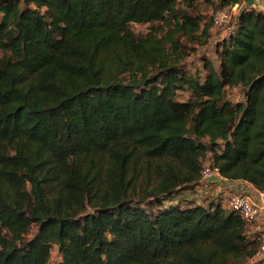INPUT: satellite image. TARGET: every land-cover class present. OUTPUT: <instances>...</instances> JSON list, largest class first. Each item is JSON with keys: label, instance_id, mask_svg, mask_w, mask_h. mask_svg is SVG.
Returning <instances> with one entry per match:
<instances>
[{"label": "trees", "instance_id": "1", "mask_svg": "<svg viewBox=\"0 0 264 264\" xmlns=\"http://www.w3.org/2000/svg\"><path fill=\"white\" fill-rule=\"evenodd\" d=\"M197 3L0 0V264L259 263L222 197L173 198L209 154L264 192V12L240 10L201 80L174 55L178 35L199 39L179 8ZM158 21L165 39L130 29Z\"/></svg>", "mask_w": 264, "mask_h": 264}, {"label": "rangeland", "instance_id": "2", "mask_svg": "<svg viewBox=\"0 0 264 264\" xmlns=\"http://www.w3.org/2000/svg\"><path fill=\"white\" fill-rule=\"evenodd\" d=\"M218 7H219V0H198L197 6L194 8H186L182 6V4H179L180 9L184 10L185 12L191 15L200 17L201 29L197 33V35H199V39L187 38L182 34L178 35L180 47L178 48V51L174 53V55L180 59L179 64H180V68L183 69V71H186L187 73L193 76H198L201 80L204 79L206 74V71L204 69L205 61H210L216 67H219V58L217 56V44L220 42V39L218 38L219 37L221 38L222 34L225 31H227L229 28H231L234 22V16H235L234 8L231 9L230 7H228V11L231 13L230 21L225 25H223L222 27L214 26L212 21V14L214 9ZM248 9H251V7ZM207 24L210 25V28L207 33H203V28ZM130 29L138 36L145 37L149 33H153L154 34L153 36L159 39L167 38L166 36L167 31L169 32L171 31V28L166 27L165 24L161 21L152 22V23L132 22L130 24ZM166 45L167 46L165 49L168 50V53L171 56V52H172L171 43L168 42ZM2 55H3V51L0 49V56ZM242 93L243 91L241 87H234L228 90L227 95L228 97L237 100L242 97ZM189 97H190V92L186 87H183L181 90H178L179 99H188ZM208 156H209L208 160L213 161L212 155L209 154ZM201 184L204 185L205 183L203 181H200L193 188L198 186L200 187ZM183 197L191 198L189 196H183ZM222 203H224L223 200ZM169 204H171V197L167 198L165 200V204L162 205H169ZM156 207L157 205H154L153 207L150 208L155 209ZM88 209H91V207L89 206ZM36 230H37V226L33 225L29 233L26 234V237L30 238L34 236ZM61 260H62V255L59 252L58 246L54 245L51 250V262L58 263ZM253 261L254 260H250L248 262H250L251 264L254 263ZM235 264H239V263L236 262Z\"/></svg>", "mask_w": 264, "mask_h": 264}, {"label": "built area", "instance_id": "3", "mask_svg": "<svg viewBox=\"0 0 264 264\" xmlns=\"http://www.w3.org/2000/svg\"><path fill=\"white\" fill-rule=\"evenodd\" d=\"M254 6H261L264 12V4L261 0H254ZM238 7V4L230 7ZM255 9V8H254ZM235 10V9H234ZM231 19V13L228 7H218L212 14L213 25L222 27ZM223 177L220 168L211 160L203 161L202 177L200 181L207 182L210 179ZM264 194V192H262ZM224 205L231 211L238 214L245 223L250 227L249 233L258 242V250L255 254V261L258 264H264V227L262 220L264 218V205L258 203L253 195L246 188L231 189L222 194Z\"/></svg>", "mask_w": 264, "mask_h": 264}, {"label": "crops", "instance_id": "4", "mask_svg": "<svg viewBox=\"0 0 264 264\" xmlns=\"http://www.w3.org/2000/svg\"><path fill=\"white\" fill-rule=\"evenodd\" d=\"M254 0H241V2L238 4L237 9L234 8V22H236L237 17L240 13L241 9L244 8H255L262 11L261 6H254L253 4ZM262 4H264V0H261ZM233 22V24H234ZM229 28L227 31H225L221 38L223 36L228 34V31L231 30ZM206 159H209V156L206 157ZM204 185H200V187H188L186 189L181 190L179 193L175 194L173 198L178 199L181 196H189L191 198H196L199 203H207L215 198H218L222 196V194L226 193V191L231 189H240V188H246L249 190V192L253 195V197L256 199V201L262 205H264V194L257 190L251 183L243 180H227V179H221L219 177H215L213 179H210L207 182H204ZM207 184V185H206ZM206 201V202H205ZM264 221V218L262 219ZM264 227V223H263Z\"/></svg>", "mask_w": 264, "mask_h": 264}]
</instances>
